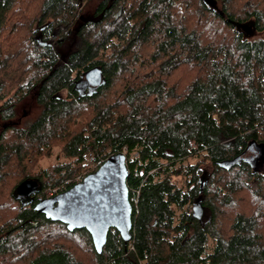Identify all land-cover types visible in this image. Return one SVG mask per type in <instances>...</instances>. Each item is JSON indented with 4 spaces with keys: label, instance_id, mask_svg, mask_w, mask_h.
Returning a JSON list of instances; mask_svg holds the SVG:
<instances>
[{
    "label": "trees",
    "instance_id": "1",
    "mask_svg": "<svg viewBox=\"0 0 264 264\" xmlns=\"http://www.w3.org/2000/svg\"><path fill=\"white\" fill-rule=\"evenodd\" d=\"M91 1L0 0V264H264V174L244 157L264 146V0H101L85 16ZM94 66L105 82L83 91ZM32 95L40 114L16 127ZM56 148L65 160L38 169ZM118 152L140 189L132 239L111 229L98 253L35 204Z\"/></svg>",
    "mask_w": 264,
    "mask_h": 264
},
{
    "label": "water",
    "instance_id": "2",
    "mask_svg": "<svg viewBox=\"0 0 264 264\" xmlns=\"http://www.w3.org/2000/svg\"><path fill=\"white\" fill-rule=\"evenodd\" d=\"M105 82L103 70L94 66L84 74V83L89 89L101 86ZM233 161L219 162L227 167ZM130 172L124 152L110 155L96 170L88 173L80 182L71 188L44 198L35 204L38 212L44 213L48 219L65 224L71 231L86 229L93 240L98 253H101L108 240L111 229H117L126 243L132 239V213L128 178ZM42 184L29 178L18 184L14 195L29 203L41 190ZM201 196L194 204V215L202 220L208 211L202 205Z\"/></svg>",
    "mask_w": 264,
    "mask_h": 264
},
{
    "label": "rangeland",
    "instance_id": "3",
    "mask_svg": "<svg viewBox=\"0 0 264 264\" xmlns=\"http://www.w3.org/2000/svg\"><path fill=\"white\" fill-rule=\"evenodd\" d=\"M101 0H92L83 8V15L93 16L98 8V5ZM83 91L88 88L85 86L84 80L82 81ZM41 108L36 100L34 95L25 99L19 106L16 108L15 117L11 120L12 124L16 127H26L32 121H34L40 114ZM244 157L251 161L255 170L264 174V146L254 144L248 148ZM60 160H65L58 148L55 149V154L50 158H44L38 165V169L47 167L53 163H56ZM190 162H196L195 158H191ZM206 218V217H205ZM204 218V219H205Z\"/></svg>",
    "mask_w": 264,
    "mask_h": 264
},
{
    "label": "built area",
    "instance_id": "4",
    "mask_svg": "<svg viewBox=\"0 0 264 264\" xmlns=\"http://www.w3.org/2000/svg\"><path fill=\"white\" fill-rule=\"evenodd\" d=\"M92 167H95L94 164L91 165ZM138 172L135 173V176H138ZM139 194H140V189H133L132 191V195H130V202L131 203H138V197H139Z\"/></svg>",
    "mask_w": 264,
    "mask_h": 264
},
{
    "label": "flooded vegetation",
    "instance_id": "5",
    "mask_svg": "<svg viewBox=\"0 0 264 264\" xmlns=\"http://www.w3.org/2000/svg\"><path fill=\"white\" fill-rule=\"evenodd\" d=\"M88 89L90 88V87H87ZM207 215H206V213L202 216V220H204V218L206 217Z\"/></svg>",
    "mask_w": 264,
    "mask_h": 264
},
{
    "label": "bare ground",
    "instance_id": "6",
    "mask_svg": "<svg viewBox=\"0 0 264 264\" xmlns=\"http://www.w3.org/2000/svg\"><path fill=\"white\" fill-rule=\"evenodd\" d=\"M80 182V181H79Z\"/></svg>",
    "mask_w": 264,
    "mask_h": 264
}]
</instances>
